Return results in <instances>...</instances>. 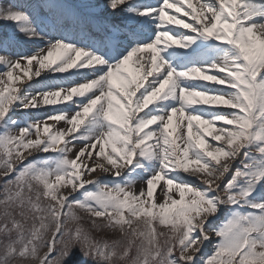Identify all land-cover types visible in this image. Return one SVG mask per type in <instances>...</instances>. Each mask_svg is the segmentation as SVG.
Masks as SVG:
<instances>
[{
    "label": "snow or ice",
    "instance_id": "obj_1",
    "mask_svg": "<svg viewBox=\"0 0 264 264\" xmlns=\"http://www.w3.org/2000/svg\"><path fill=\"white\" fill-rule=\"evenodd\" d=\"M0 264H264V0H0Z\"/></svg>",
    "mask_w": 264,
    "mask_h": 264
},
{
    "label": "rangeland",
    "instance_id": "obj_2",
    "mask_svg": "<svg viewBox=\"0 0 264 264\" xmlns=\"http://www.w3.org/2000/svg\"><path fill=\"white\" fill-rule=\"evenodd\" d=\"M210 251V250H209Z\"/></svg>",
    "mask_w": 264,
    "mask_h": 264
}]
</instances>
